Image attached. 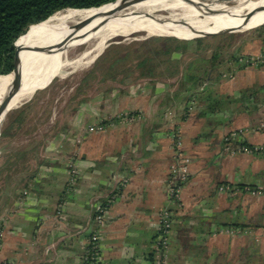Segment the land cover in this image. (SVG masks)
Segmentation results:
<instances>
[{
	"label": "crops",
	"instance_id": "0c3cea01",
	"mask_svg": "<svg viewBox=\"0 0 264 264\" xmlns=\"http://www.w3.org/2000/svg\"><path fill=\"white\" fill-rule=\"evenodd\" d=\"M241 56L264 57V33L227 63L212 58L204 83L149 79L135 89L136 100L130 88L113 93L108 102L124 97L122 106L138 119L86 141L83 178L69 198L61 175L42 183L19 210L0 213V264H85L94 206L114 193L110 223L100 232L101 264H153L163 209L174 212L170 264H264V194L253 193L264 190V153L234 154L225 141L243 130L244 144L264 146V67L246 66ZM176 132L192 160L178 205L168 197ZM115 173L128 179L124 188L111 181ZM62 198L67 223L53 217Z\"/></svg>",
	"mask_w": 264,
	"mask_h": 264
},
{
	"label": "rangeland",
	"instance_id": "374dc122",
	"mask_svg": "<svg viewBox=\"0 0 264 264\" xmlns=\"http://www.w3.org/2000/svg\"><path fill=\"white\" fill-rule=\"evenodd\" d=\"M229 6L233 7L234 3ZM257 33H264V24L239 32L190 39L148 37L143 33L116 37L109 40L102 55L92 64L77 69L68 68L63 77L45 80L31 100L9 110L0 124V213L22 208L26 200L50 178L59 182L61 175H65L64 198H69L75 192L83 178L80 154L86 141L108 128L122 126L129 120L134 123L138 119L136 111L125 110L122 106L124 97L119 96L114 98L115 101L111 100L112 103L108 102L113 93L117 95L130 88L129 96L131 100H136L138 93L135 89L149 79L172 86L189 84L193 80L201 84L205 80L202 77L203 69L209 67L212 58V61L219 63L229 62L235 57L236 48L245 45ZM92 42L70 47L68 58L78 59L95 45V41ZM48 58L49 52L38 56L36 63H45ZM197 73L199 77H196ZM129 96H125L127 100ZM102 112L106 117L100 116ZM101 126L103 130H99ZM113 159L117 161L119 158ZM58 173L60 175H54ZM111 181L121 189L128 179L115 173ZM181 195L177 205L180 204ZM116 197L114 193L94 206L92 224L95 231L88 238L85 264H101L100 232L110 223ZM66 199L62 198L53 216L59 223L69 220ZM164 210L174 217L172 210ZM173 224L174 219L171 229ZM170 232L164 252L168 264ZM157 242L154 241V246ZM152 255L154 264V250Z\"/></svg>",
	"mask_w": 264,
	"mask_h": 264
},
{
	"label": "bare ground",
	"instance_id": "6f19581e",
	"mask_svg": "<svg viewBox=\"0 0 264 264\" xmlns=\"http://www.w3.org/2000/svg\"><path fill=\"white\" fill-rule=\"evenodd\" d=\"M232 3L234 6H229ZM201 5L213 14L206 13L199 7ZM259 8H264V0H124L122 7L115 4L57 12L16 42L19 68L9 75L0 76V124L3 122V101L16 81L22 86L14 91L7 104L8 110L31 100L45 80L63 77L68 68L92 64L113 38L143 33L148 37L190 39L239 32L264 23V9L248 23L243 18ZM92 41L95 45L78 59L68 58L70 47ZM63 45L66 47L60 51ZM48 52L49 58L45 63H36L38 56Z\"/></svg>",
	"mask_w": 264,
	"mask_h": 264
},
{
	"label": "trees",
	"instance_id": "16d2710c",
	"mask_svg": "<svg viewBox=\"0 0 264 264\" xmlns=\"http://www.w3.org/2000/svg\"><path fill=\"white\" fill-rule=\"evenodd\" d=\"M116 1L0 0V76L9 75L16 69V42L35 25L48 20L57 12L68 9L100 8Z\"/></svg>",
	"mask_w": 264,
	"mask_h": 264
},
{
	"label": "built area",
	"instance_id": "2783aa9c",
	"mask_svg": "<svg viewBox=\"0 0 264 264\" xmlns=\"http://www.w3.org/2000/svg\"><path fill=\"white\" fill-rule=\"evenodd\" d=\"M241 63L246 66L264 67V57H241L239 59ZM103 126L99 127V130H103ZM244 131H235L232 132L227 138L226 143H228L227 149L232 151L234 154H263L264 146H250L244 144L241 141V136L244 135ZM236 141H238L237 147H232ZM173 152H174V164L170 169L169 177V199L171 201L177 202L180 200V195L185 184L190 180V165L191 158L184 151V143L181 138L180 132H176L173 138ZM222 191H225V187L221 188ZM251 191V190H250ZM254 194L263 195L264 190L254 191ZM173 223L172 213L164 210L160 214L159 218V229L157 244L154 246L155 260L154 264H168L167 257L164 252L167 248V235L171 231ZM1 236V232H0Z\"/></svg>",
	"mask_w": 264,
	"mask_h": 264
},
{
	"label": "water",
	"instance_id": "95a60500",
	"mask_svg": "<svg viewBox=\"0 0 264 264\" xmlns=\"http://www.w3.org/2000/svg\"><path fill=\"white\" fill-rule=\"evenodd\" d=\"M134 2H139V1H141V0H133ZM115 4H117V5H119V7H122V5L124 4V0H117L116 2H113V3H109V4H106V5H104V6H108V5H115ZM200 5V4H199ZM199 7H201L203 10H204V8H203V6L201 5V6H199ZM261 9V10H260ZM262 9H264V8H259L258 10H256L253 14H248V15H246V16H244L243 18H244V20H245V22L246 23H248L256 14H258L259 12H262L263 10ZM206 13H208V14H213V12H211V11H209V10H204ZM264 24V23H263ZM262 24V25H263ZM17 47V46H16ZM66 46L65 45H63V46H61L59 49H60V51H63V49L65 48ZM100 55H102V53L101 54H99L98 56H97V58L100 56ZM96 58V59H97ZM95 59V60H96ZM19 65H20V58H19V50H18V48H17V66H16V69L14 70V71H16L18 68H19ZM13 71V72H14ZM52 82V81H51ZM50 82V83H51ZM21 84H20V82L19 81H16L14 84H13V86H12V88L9 90V94L7 95V97L5 98V100L3 101V104H2V112H1V116H3V122H4V120H5V118H6V116H7V114H8V112H9V110L7 109V104L9 103V101H10V99L12 98V96H13V94H14V91L16 90V88H21Z\"/></svg>",
	"mask_w": 264,
	"mask_h": 264
}]
</instances>
